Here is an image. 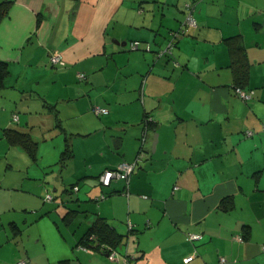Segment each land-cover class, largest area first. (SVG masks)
Here are the masks:
<instances>
[{
    "label": "crops",
    "instance_id": "obj_1",
    "mask_svg": "<svg viewBox=\"0 0 264 264\" xmlns=\"http://www.w3.org/2000/svg\"><path fill=\"white\" fill-rule=\"evenodd\" d=\"M9 1L0 264H264V0ZM186 5L196 27L155 59ZM140 150L127 182L99 183ZM99 218L120 236L114 258L82 243Z\"/></svg>",
    "mask_w": 264,
    "mask_h": 264
},
{
    "label": "built area",
    "instance_id": "obj_2",
    "mask_svg": "<svg viewBox=\"0 0 264 264\" xmlns=\"http://www.w3.org/2000/svg\"><path fill=\"white\" fill-rule=\"evenodd\" d=\"M186 15L183 21L181 22L180 27L178 28L177 31H172L169 35V41L166 43L164 48L160 49L155 53V58L159 59L161 57L165 56H171L172 55V50L176 45V42L178 39H180L182 36L185 35V31L187 28L191 27H196V20L193 16L194 13V6L193 5H186ZM140 46L139 41H132L129 43V49L130 50H137ZM149 51V49H147ZM49 64L53 68H63L65 66V62L63 60V57L60 53L54 52L49 56ZM77 78L79 81H83L86 78V75L84 73H78ZM235 93L238 95V97L242 100L245 101L251 97V92L244 91L240 88H235ZM99 114H107L106 110L104 109H99L97 111ZM13 121H17V115L12 116ZM252 134L251 132L247 133V136H250ZM143 152L140 150L137 158L132 162V163H121L119 164L115 169L113 170H105L101 173V175L98 178L99 183L104 186L108 187L113 180H124L128 181L130 176L133 174L134 170L136 169L137 163L142 157ZM73 190L77 191V187H74ZM101 198H104V196H101ZM51 196L46 195V200H50ZM201 238L200 235L197 234H188L187 240L190 241H196ZM94 240L92 238L89 239ZM238 241H241L240 238H238ZM80 249L83 251L90 252L91 250L87 247L79 246ZM109 258H114L115 257V252L114 250H109V253L107 254ZM193 259V256L187 257L185 259L186 262H189L190 260ZM18 264H24L23 262H20ZM124 264H130L129 262H125Z\"/></svg>",
    "mask_w": 264,
    "mask_h": 264
},
{
    "label": "trees",
    "instance_id": "obj_3",
    "mask_svg": "<svg viewBox=\"0 0 264 264\" xmlns=\"http://www.w3.org/2000/svg\"><path fill=\"white\" fill-rule=\"evenodd\" d=\"M11 4H12V2L9 0H0V21L8 13ZM237 38L238 37H235L233 39L234 41L232 40L230 45L235 46L234 53L236 54V56H235L236 57V63H238L240 65V67L244 68L247 65L246 64V57H245L244 49L240 45L238 46L239 42H238ZM155 53H157V52H155ZM155 59H157V58H155ZM243 70H245V69H243ZM7 76H8L7 65L4 62H0V88H2L4 86V80ZM238 88H240V87H238ZM6 136H7V141L10 144L13 145V144L18 143V144L22 145L25 148V150L32 157L35 156V148H36L35 144L32 143L27 136L17 135V134L9 133V132H6ZM63 155H67V149L64 151ZM108 170H113V169H108ZM113 181H117V180H113ZM110 185H111V183H110ZM110 185L108 187H110ZM90 238H92L94 240L90 241L89 240ZM119 241H120V236L114 234V232L109 229V226L107 225V223L102 218H99L93 224V226L87 231L86 236L83 239L82 243H85V244L88 243L86 245L87 247H91L92 244H97L96 248L99 252L108 254L109 250L115 249V247L118 245Z\"/></svg>",
    "mask_w": 264,
    "mask_h": 264
},
{
    "label": "water",
    "instance_id": "obj_4",
    "mask_svg": "<svg viewBox=\"0 0 264 264\" xmlns=\"http://www.w3.org/2000/svg\"><path fill=\"white\" fill-rule=\"evenodd\" d=\"M168 41H169V38H168L167 42ZM156 142H157V134H154V140H153V143H152V149H155Z\"/></svg>",
    "mask_w": 264,
    "mask_h": 264
},
{
    "label": "rangeland",
    "instance_id": "obj_5",
    "mask_svg": "<svg viewBox=\"0 0 264 264\" xmlns=\"http://www.w3.org/2000/svg\"><path fill=\"white\" fill-rule=\"evenodd\" d=\"M0 171H1V170H0ZM43 200H44V201L46 200V195L43 197ZM32 239H34V237H33Z\"/></svg>",
    "mask_w": 264,
    "mask_h": 264
}]
</instances>
